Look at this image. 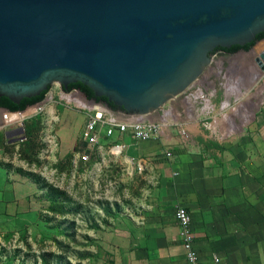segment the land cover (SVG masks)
Masks as SVG:
<instances>
[{
    "label": "crops",
    "instance_id": "1",
    "mask_svg": "<svg viewBox=\"0 0 264 264\" xmlns=\"http://www.w3.org/2000/svg\"><path fill=\"white\" fill-rule=\"evenodd\" d=\"M260 42L248 52L214 50L194 84L144 116L161 123L158 137L138 140L129 129L106 136L101 129L99 146L84 145L144 181L133 205L99 235L101 248L110 252L101 253L111 264H188L175 218L178 206L190 213L201 264H264V78L255 62L264 48ZM61 89L49 88L44 112L63 123L59 135L69 152L81 140L89 110L65 103ZM55 103L64 106L58 113ZM111 116L132 121L118 112ZM75 120L77 129L71 125ZM56 135L51 136L58 144ZM3 137L14 142L5 132ZM117 143L125 148L111 155L108 148ZM38 192L34 182L0 163V236L38 223Z\"/></svg>",
    "mask_w": 264,
    "mask_h": 264
},
{
    "label": "water",
    "instance_id": "2",
    "mask_svg": "<svg viewBox=\"0 0 264 264\" xmlns=\"http://www.w3.org/2000/svg\"><path fill=\"white\" fill-rule=\"evenodd\" d=\"M263 30L264 0H0V96L81 82L116 108L77 90L88 103L142 118L194 84L216 47ZM255 62L264 69V48ZM5 135L22 141L24 128Z\"/></svg>",
    "mask_w": 264,
    "mask_h": 264
},
{
    "label": "rangeland",
    "instance_id": "3",
    "mask_svg": "<svg viewBox=\"0 0 264 264\" xmlns=\"http://www.w3.org/2000/svg\"><path fill=\"white\" fill-rule=\"evenodd\" d=\"M260 43L257 42L255 47ZM58 88L57 83L51 85V90L57 92ZM73 97L79 98V95ZM61 100L74 104L69 98ZM53 107L58 113L64 106L55 103ZM24 115V122L33 118L38 121V128L33 127L32 141H14L13 145L0 142V163L8 171L37 185L39 192L35 197L40 203L39 221L32 227L0 236V264H41L43 254H50V259L63 254L72 264H111L109 256L101 253L103 247L99 235L109 228L115 215L133 205V197L139 195L144 185L143 179L114 158L106 155L102 158L90 152L79 137L73 149L67 152L59 135L63 123L52 118L50 113L43 110L28 118V110ZM77 123V120L71 123L74 129H77ZM17 127H23V122L0 128V135ZM55 132L58 144L51 136ZM82 153L89 154L87 161L81 160ZM35 178L40 181L36 182ZM53 188L64 192L63 202L54 206L62 207L67 211L65 214L49 209L48 194ZM103 250L110 253L108 249Z\"/></svg>",
    "mask_w": 264,
    "mask_h": 264
},
{
    "label": "built area",
    "instance_id": "4",
    "mask_svg": "<svg viewBox=\"0 0 264 264\" xmlns=\"http://www.w3.org/2000/svg\"><path fill=\"white\" fill-rule=\"evenodd\" d=\"M261 76L264 78V69L260 70ZM73 95H79L77 89L63 90L59 94L60 99L69 98L70 102L78 108H83L89 110L88 118L81 130L80 138L84 142V145L90 149L94 146L100 145L99 132L102 131L106 136H111L115 131L123 134L127 129L130 130L132 136L138 140H147L150 138H156L159 136L161 131V123L157 122H147L142 118H132L131 122L118 121L113 116L111 112H116L113 110L106 109L101 104H90L85 101L80 95L78 97H73ZM204 95H201L203 97ZM48 104L46 97L37 104L29 106L32 110L29 113V117L32 114L40 113L44 110L45 106ZM28 107V108H29ZM23 111H8L5 110L0 115V128H6L14 124H22L23 119L26 118L27 109ZM182 134L185 135L184 130ZM25 139V138H24ZM125 148L124 143L113 144L108 148V152L111 155L117 156ZM170 153L167 152V155ZM81 160L87 161L89 159L88 153H82L80 155ZM140 168V167H137ZM175 218L179 226V238L181 241L182 248L185 252V258L188 264H201L198 253L194 248V238L191 229V216L188 210L184 206H178L175 210ZM217 260H215L216 262Z\"/></svg>",
    "mask_w": 264,
    "mask_h": 264
},
{
    "label": "trees",
    "instance_id": "5",
    "mask_svg": "<svg viewBox=\"0 0 264 264\" xmlns=\"http://www.w3.org/2000/svg\"><path fill=\"white\" fill-rule=\"evenodd\" d=\"M264 37V30L260 33H258L255 37L256 39H262ZM255 40L251 41L250 43L245 44L244 46H238V45H232L230 48H221V47H216L215 50L217 49H222L226 52H234L236 50L239 49H249L251 47V45L255 42ZM51 87V85L48 86V88L41 92L39 95L34 96V97H30V98H23L20 100V102L18 104L13 103L11 100H9L7 97L5 96H0V107L8 110V111H23L25 110L28 106L37 104L38 102H41L44 97L45 94L47 93V91L49 90V88ZM72 89H77L79 91H81L82 93L85 94L87 99H92L95 98V101L99 102V103H107V105L112 108L115 109L116 106L112 103V102H107V99L104 96H100V97H95L93 94V91L83 85L81 82H75V83H70L67 87V90H72ZM40 113H36L30 117L36 116ZM28 117V118H30ZM27 118V119H28ZM26 119V120H27ZM36 118L31 119L30 121L24 122L23 121V127H24V132H25V139H23L22 141H32V136H33V127L38 128V121L35 120ZM3 135V134H2ZM4 137H2L0 135V142L3 144L5 142V140L3 139ZM14 143H10V145H13ZM20 172V170H17ZM35 181L39 182L40 179L39 178H35ZM51 192V191H50ZM64 192L63 190H59L57 188H53V192L48 194V200L51 203L50 206V210L55 211V212H60L61 214H65L67 211H64L62 209V207H56L54 206L55 203H62L63 201L61 199L64 200L63 198ZM62 225V224H61ZM50 254H43L40 258H41V264H72L70 260L65 259V257L63 256V254H57L54 255L53 259L49 258ZM80 264V263H78Z\"/></svg>",
    "mask_w": 264,
    "mask_h": 264
},
{
    "label": "flooded vegetation",
    "instance_id": "6",
    "mask_svg": "<svg viewBox=\"0 0 264 264\" xmlns=\"http://www.w3.org/2000/svg\"><path fill=\"white\" fill-rule=\"evenodd\" d=\"M255 44V42L251 45V46H253ZM215 50V49H214Z\"/></svg>",
    "mask_w": 264,
    "mask_h": 264
},
{
    "label": "bare ground",
    "instance_id": "7",
    "mask_svg": "<svg viewBox=\"0 0 264 264\" xmlns=\"http://www.w3.org/2000/svg\"><path fill=\"white\" fill-rule=\"evenodd\" d=\"M256 78V77H255Z\"/></svg>",
    "mask_w": 264,
    "mask_h": 264
}]
</instances>
